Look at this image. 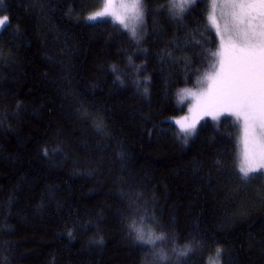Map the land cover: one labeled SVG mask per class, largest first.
I'll return each mask as SVG.
<instances>
[{
  "label": "trees",
  "instance_id": "obj_1",
  "mask_svg": "<svg viewBox=\"0 0 264 264\" xmlns=\"http://www.w3.org/2000/svg\"><path fill=\"white\" fill-rule=\"evenodd\" d=\"M167 4L144 0L137 44L86 20L101 0L0 3V264H264V173L241 178L239 122L205 116L187 143L175 123L213 64L195 40L219 47L207 5L180 23ZM134 222L170 240L151 251Z\"/></svg>",
  "mask_w": 264,
  "mask_h": 264
},
{
  "label": "snow or ice",
  "instance_id": "obj_2",
  "mask_svg": "<svg viewBox=\"0 0 264 264\" xmlns=\"http://www.w3.org/2000/svg\"><path fill=\"white\" fill-rule=\"evenodd\" d=\"M143 2L144 0H101L102 9L88 14L86 20L100 22L103 18H108L104 22L119 24L139 44L142 35L138 34L137 28L144 23ZM197 2L198 0H168L166 11L170 18L183 23L185 13ZM201 2L207 5L206 20L219 38V49L211 51L205 48L201 40H195V44L200 45L207 55L216 59L211 66L213 70L205 74L204 90L199 94L192 93L197 102L190 111L198 113V118L206 115L218 120L225 114L236 118L241 125L243 146L238 171L242 179H247L250 174L264 173V0ZM5 26L10 25L8 16L3 15L0 17V27ZM196 34L203 38V33L197 31ZM112 71H117L115 65L112 66ZM198 118L189 121L188 117H184L175 121L179 125L183 142L187 143V137L195 133ZM44 153L47 155V149ZM151 222L154 223V219ZM140 223L143 224V221ZM129 227L135 233V239L141 245H152L150 250L154 252L160 247L157 241L164 243L170 240L164 234L156 235L151 229L145 231L146 225L137 226L134 222ZM173 251L180 257H186L193 248L185 244L183 248H174ZM156 254L161 261L169 259L162 252Z\"/></svg>",
  "mask_w": 264,
  "mask_h": 264
},
{
  "label": "rangeland",
  "instance_id": "obj_3",
  "mask_svg": "<svg viewBox=\"0 0 264 264\" xmlns=\"http://www.w3.org/2000/svg\"><path fill=\"white\" fill-rule=\"evenodd\" d=\"M209 3H210V0H209ZM102 9V8H101ZM100 9V10H101ZM210 10V9H209ZM106 19H108V18H103L102 20H106ZM88 21V20H87ZM142 27H143V24L142 25H139L138 26V28H137V31H141V29H142ZM2 29V27H0V30ZM218 49H219V47H218ZM215 57H214V59H213V64L215 63ZM212 64V65H213ZM213 69L211 68V70L209 71V72H207V73H210L211 71H212ZM206 73V74H207ZM205 78V77H204ZM202 79L201 81H200V83L198 84V86L196 87V89H194V91H192L191 93H189V95L187 94V98H189V101L191 100L192 101V103H191V108H190V110L191 109H193V107H194V105L196 104V98L192 95V93H196V94H199L200 92H202L203 90H204V88L206 87V82H205V79ZM188 116H189V121L190 120H192L193 118H198V113H196V112H194V111H189V113H188ZM206 116V115H205ZM205 116H203L202 118H204ZM202 118H198V122H200V120L202 119ZM189 121H187V122H189ZM239 125H240V123H239ZM241 136H242V129H241V125H240V135H239V137H240V139H239V146H240V149L242 150V144H241Z\"/></svg>",
  "mask_w": 264,
  "mask_h": 264
}]
</instances>
